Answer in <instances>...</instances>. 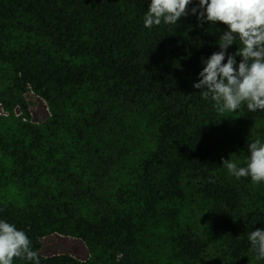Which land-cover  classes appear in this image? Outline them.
I'll return each mask as SVG.
<instances>
[{
	"label": "trees",
	"instance_id": "obj_1",
	"mask_svg": "<svg viewBox=\"0 0 264 264\" xmlns=\"http://www.w3.org/2000/svg\"><path fill=\"white\" fill-rule=\"evenodd\" d=\"M149 4L0 0V220L40 264H264L248 240L264 229V181L223 163L244 167L264 143V110L220 111L192 87L227 26L188 15L148 29ZM53 233L88 258L40 255Z\"/></svg>",
	"mask_w": 264,
	"mask_h": 264
},
{
	"label": "clouds",
	"instance_id": "obj_2",
	"mask_svg": "<svg viewBox=\"0 0 264 264\" xmlns=\"http://www.w3.org/2000/svg\"><path fill=\"white\" fill-rule=\"evenodd\" d=\"M150 0L144 15V27L176 25L181 17L195 15L199 25L221 22L227 26L218 38L219 51L202 58L198 82L192 87L202 98L216 102L218 110L236 112L247 102L250 112L264 110V0ZM242 43L235 53L227 49ZM236 56L241 59L237 63ZM226 62L222 63L223 61ZM244 167L224 160L223 163L237 179L250 177L264 181V143L256 140L248 144ZM214 182V181H210ZM250 251L257 259H264V229L256 228L248 234ZM14 257H23L31 264H40L38 254L31 250L26 233L14 224L0 220V264H13Z\"/></svg>",
	"mask_w": 264,
	"mask_h": 264
},
{
	"label": "rangeland",
	"instance_id": "obj_3",
	"mask_svg": "<svg viewBox=\"0 0 264 264\" xmlns=\"http://www.w3.org/2000/svg\"><path fill=\"white\" fill-rule=\"evenodd\" d=\"M24 96L31 120L33 122H42L45 120L49 115L45 101L31 90H28ZM37 241L39 245L38 253L42 256L65 253L79 260H85L89 256L85 243L79 238L53 233L38 238Z\"/></svg>",
	"mask_w": 264,
	"mask_h": 264
},
{
	"label": "built area",
	"instance_id": "obj_4",
	"mask_svg": "<svg viewBox=\"0 0 264 264\" xmlns=\"http://www.w3.org/2000/svg\"><path fill=\"white\" fill-rule=\"evenodd\" d=\"M13 114L15 116H19L20 115V110H19L18 107H15L13 109ZM7 115H8V112L6 110H4V108H3V106H2V104L0 102V116H7Z\"/></svg>",
	"mask_w": 264,
	"mask_h": 264
}]
</instances>
